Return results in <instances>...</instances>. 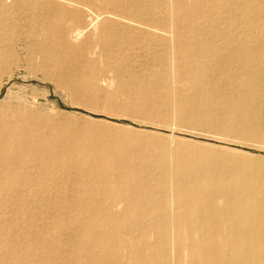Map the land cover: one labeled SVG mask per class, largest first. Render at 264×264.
<instances>
[{
    "label": "bare ground",
    "instance_id": "obj_1",
    "mask_svg": "<svg viewBox=\"0 0 264 264\" xmlns=\"http://www.w3.org/2000/svg\"><path fill=\"white\" fill-rule=\"evenodd\" d=\"M144 22L163 25V40L153 39L166 49L154 55L157 70L136 77L123 61L127 45L147 40L135 32ZM87 33L89 41L75 46ZM12 42L29 67L39 60L35 70L56 90L84 93L90 108L116 87L131 100H110L112 112L163 120L166 107L174 124L225 132L234 118L247 121L236 116L246 98L264 100V0H0V59ZM228 85L235 95L217 99ZM187 105L199 115L187 117ZM5 118L0 202L18 213L35 204L50 219L41 225L35 211L26 214L38 234L17 238L24 244L18 259L0 242L6 264H264V157L191 141L154 146L153 137L123 136L109 124ZM262 124L230 132L264 143Z\"/></svg>",
    "mask_w": 264,
    "mask_h": 264
},
{
    "label": "rangeland",
    "instance_id": "obj_2",
    "mask_svg": "<svg viewBox=\"0 0 264 264\" xmlns=\"http://www.w3.org/2000/svg\"><path fill=\"white\" fill-rule=\"evenodd\" d=\"M15 18L16 14L14 15V19ZM25 20H27L25 16L20 15L18 17L19 24H23ZM25 29L26 28H23L20 31L17 30V36L24 35ZM154 31L157 33H153ZM135 32L137 35L149 36L145 43L141 46H138L137 44L133 45L134 41L130 44L131 47L127 45V54L123 63L125 66H128L132 76L143 77L146 73L145 70H157L158 64L154 55L157 52H159V54L164 53L166 49V47L163 48L160 43L153 39L156 38L159 41L163 40L164 27L160 23L150 24L144 22L140 27H138V31ZM87 34L82 37L87 41L85 39L74 41L75 46L81 47L85 45L90 39V34ZM83 40L84 42H82ZM13 48L14 42H12L9 46L8 52H6V60H3L4 57L0 59V116L4 115L6 117V123H12L15 125L26 124V122L23 121L24 118L32 116L38 117L39 120L46 121L52 125H70L76 122L80 124L95 122L99 126L109 124L121 127L123 130L119 129V134L123 136H128V134L132 131H136L143 136L153 137L156 139L153 144L154 146L172 144L176 147V145L180 142L187 143L191 141L193 143L215 147L217 150L226 149L233 151L236 154L241 153L252 156L260 155L264 157V143L262 141L253 137V139H251V137H247V134L245 135L242 132V134L239 133V135H234L230 132V129L236 128L240 131L248 133L250 131V127L253 126L252 124H254L256 120H259L264 124V100L261 96H257L255 100L258 101L256 102H251L249 98H246L249 100L248 104L243 108V110L238 112L236 116L246 114L247 121H245V124H240L238 121L235 122L237 118H234L235 121H230V124H226L224 127V129L226 128L227 131H229L228 133L227 131L223 132V128L217 125L218 122H215L217 123L215 125L218 126H214L215 128L213 126L210 127L204 125H199L201 127L198 126V128L193 122L174 124L172 123L173 113L166 107L162 112L167 114L165 115L166 119L163 120H153V118L149 116H141L140 114L136 116L137 113L135 112H132V115L130 111L125 112V114L122 112L120 113L119 111L112 112L107 106V103L110 102V100L117 101V103H125L131 100L130 93L124 94L116 92V87L114 89L111 88L108 91L109 93H107L108 95H103V97L99 99L100 102L97 106L90 108L87 106L88 99L85 97L87 95L80 92L65 91L63 89L56 90L53 82L45 80L42 72L35 70V68H37L36 64L39 61L38 59L35 61L34 66L29 67V63L25 59L26 57L24 52L21 50V47L16 48V51H14ZM10 54L13 58L17 56L20 59L19 62H12L13 58L9 59ZM119 65H121V68L124 69V65ZM235 74L236 72L233 71V79H235ZM221 89L220 93H216L217 99L229 101L231 100L229 97L235 95L234 87L231 85H228V87L224 86V88L221 87ZM230 93H232V95ZM184 95L187 99L193 100V96L191 94L184 93ZM2 107L5 108L2 109ZM183 112H186L184 114L187 117L199 115L193 110L191 105H187ZM203 127L206 128V130ZM174 128L177 129L176 132L173 130ZM215 130H218V132ZM143 153L147 156L150 155L148 152ZM28 193L30 195H34V192L32 191ZM25 195L27 194L25 193ZM32 207H35V204H33V206H26L22 209L21 213H18L16 206L12 205L5 208V206L0 202V215L2 214L0 216V224L3 227L6 225V229L9 230L7 231V233H9L8 236L3 238L1 237L0 242L10 244L14 248L13 250H15L14 256L17 259L24 254V244L17 238H20L21 235L30 233L34 235L33 237H36L35 235L38 234L37 232L39 229L38 227L30 225L31 221H29V217L26 216V214L35 211L34 216L37 219L36 221H38V224L42 223L41 225L47 224L50 221V219L48 220V218L42 216V213L40 214L36 208ZM63 229H66L67 232L72 231L71 228L66 227L64 224ZM15 233H17L16 236H14ZM62 238V236L61 239L58 237L56 241L62 240ZM49 240L54 239L51 238ZM61 249L62 247L60 246V250ZM7 254V250L0 247V262H2V264L9 262Z\"/></svg>",
    "mask_w": 264,
    "mask_h": 264
}]
</instances>
